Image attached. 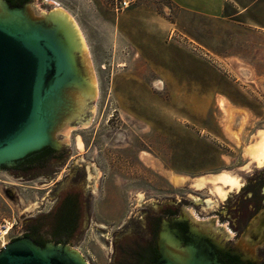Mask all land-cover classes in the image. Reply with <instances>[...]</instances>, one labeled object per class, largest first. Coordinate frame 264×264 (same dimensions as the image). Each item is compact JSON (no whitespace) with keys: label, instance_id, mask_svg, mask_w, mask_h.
<instances>
[{"label":"rangeland","instance_id":"obj_1","mask_svg":"<svg viewBox=\"0 0 264 264\" xmlns=\"http://www.w3.org/2000/svg\"><path fill=\"white\" fill-rule=\"evenodd\" d=\"M121 1L39 0L72 16L84 50L76 65L94 96L90 121L74 123L81 91L65 88V102L75 106L50 138L70 144L73 156L85 141L98 167L118 159L128 175V212L139 209L142 191L152 198L156 185L187 201L212 199L221 176L236 180L251 168L264 129V0ZM27 13L46 22L34 7ZM14 182L0 172L5 227L28 205L26 188L15 192ZM196 203L186 204L187 216L200 232L203 205ZM5 230L0 246L14 234ZM92 237L95 253L81 261L105 264L106 248Z\"/></svg>","mask_w":264,"mask_h":264},{"label":"water","instance_id":"obj_2","mask_svg":"<svg viewBox=\"0 0 264 264\" xmlns=\"http://www.w3.org/2000/svg\"><path fill=\"white\" fill-rule=\"evenodd\" d=\"M27 7L45 21L28 17ZM0 170L33 179L53 175L71 145L50 138V130L75 104L65 102V88L81 91V111L74 123L90 121L92 90L82 81L75 57L83 46L72 16L61 6L39 0H0ZM85 178L62 179L49 216L25 219L28 236L0 248V264H83L79 246L88 216ZM183 202L146 213L128 232L114 238L113 264H264V170L248 178L244 190L228 201L221 221L236 230L248 256L229 251L187 227ZM186 249L181 258L164 246Z\"/></svg>","mask_w":264,"mask_h":264},{"label":"flooded vegetation","instance_id":"obj_3","mask_svg":"<svg viewBox=\"0 0 264 264\" xmlns=\"http://www.w3.org/2000/svg\"><path fill=\"white\" fill-rule=\"evenodd\" d=\"M75 63L78 62L75 61ZM80 145L83 147L81 149L82 153H77L74 156L70 153L64 160L62 166L53 169V175L50 176L24 179L0 170V172H5L18 180V183H13L12 188L15 192L19 190L18 187L21 185L26 188L24 192L26 194V200L28 199V205L21 206L23 211L19 213L20 216L17 217L18 221L17 219L14 220L13 226L10 224L8 227H5L4 224H0V233L4 228H6L4 234H7L8 229L12 227L14 229V234L0 248L7 242L22 238V234L28 236V231L24 229L25 219L37 220L39 217L49 216L50 212L56 207L55 193H60L62 179L76 174L80 178H85L84 198H90L89 216L79 246H70V248L79 250L82 259L90 258L91 254L89 253H95L93 252L94 242L92 243L91 241L93 240L92 235H96L107 251V256L105 257L107 262L105 264H113L115 254L114 238L128 232L146 213L151 212L154 208L183 201V215L185 212L184 218L186 225L196 235L212 239L231 252L248 256V249L241 247L235 228L229 222L221 221L220 219L224 216L228 201H234L244 190L248 178L260 175L264 169L259 167H263L264 164L263 166H258L253 159L251 168L245 171L244 176H238L234 183L227 182L222 184L220 190L212 194V199L197 197L194 199L190 196L187 201L183 197L177 198L170 191H162L160 186L156 185L153 189V196L150 199L145 196L146 191H142V196L138 200L139 209L133 213V211L128 212L125 207L126 204H123L122 198L123 193L127 192L126 182L128 175L127 173L121 172L123 168L122 164L116 159V162L112 165L100 166L101 164H99L98 167L96 158L89 155L90 151L88 152L89 156L85 155L87 149L86 142L80 141ZM84 147L86 148L84 149ZM247 155L249 154L247 153ZM249 158H251L250 155ZM262 163H264V159ZM100 169H107L109 171L100 173ZM33 197H35V200H33ZM197 200H200L203 205L201 212L197 213L201 215L199 221L202 229L200 232L194 230L190 225L188 216L191 217V214L187 212L188 207L186 206L187 203H190L192 206H197ZM23 213L26 214L23 215ZM164 250H168L180 258L182 256H188L186 249L172 248L171 243L165 245Z\"/></svg>","mask_w":264,"mask_h":264},{"label":"bare ground","instance_id":"obj_4","mask_svg":"<svg viewBox=\"0 0 264 264\" xmlns=\"http://www.w3.org/2000/svg\"><path fill=\"white\" fill-rule=\"evenodd\" d=\"M252 152H253L252 155L254 156L253 158L256 159V161L258 163H262V160L264 159V129L258 133V137L255 141V147H254ZM221 175H224V174H221ZM221 175H219V176H221ZM218 180H219V178H218ZM219 181L222 184H225L227 182L234 183L235 179H232L226 175V176H221ZM219 181H217V182H219Z\"/></svg>","mask_w":264,"mask_h":264},{"label":"built area","instance_id":"obj_5","mask_svg":"<svg viewBox=\"0 0 264 264\" xmlns=\"http://www.w3.org/2000/svg\"><path fill=\"white\" fill-rule=\"evenodd\" d=\"M127 1L126 0H122L121 2H119V4L121 5H126Z\"/></svg>","mask_w":264,"mask_h":264}]
</instances>
